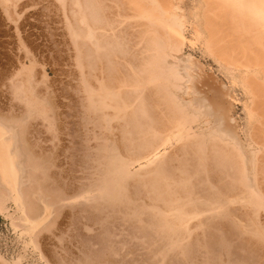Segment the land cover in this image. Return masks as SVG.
<instances>
[{
  "label": "bare ground",
  "instance_id": "6f19581e",
  "mask_svg": "<svg viewBox=\"0 0 264 264\" xmlns=\"http://www.w3.org/2000/svg\"><path fill=\"white\" fill-rule=\"evenodd\" d=\"M56 1L68 58L0 0V264H264V0Z\"/></svg>",
  "mask_w": 264,
  "mask_h": 264
},
{
  "label": "rangeland",
  "instance_id": "374dc122",
  "mask_svg": "<svg viewBox=\"0 0 264 264\" xmlns=\"http://www.w3.org/2000/svg\"><path fill=\"white\" fill-rule=\"evenodd\" d=\"M28 1V2H27ZM18 4H20V2H22V3H26V5H28L27 6V8L26 9H28L29 7V10H32L34 13H35V18H36V20H35V25H36V27H35V30H34V36H35V40L37 41V42H39L40 43V45H42L43 43V45H47L46 47L44 46V48H47L48 47V52L47 53H51V54H53V52H54V55H56V53H59V54H57V55H59L60 57H63V58H68L69 57V54H70V50H67L66 48V46L64 47L63 46V48H65V50L64 49H62V51H63V53H64V55H61L62 54V52H60L59 51V48H60V46H61V44L63 43V44H70L71 43V39L69 38V35H68V33H67V31H65L66 29H64L65 27L63 26V24H62V22H61V9H60V4H58V2L56 1V0H18ZM58 16V17H57ZM58 22H60V23H58ZM62 25V26H61ZM62 27H64V28H62ZM62 28V29H61ZM59 29H61V31L62 32H60V30ZM65 32V33H64ZM61 33V34H60ZM62 33H64V34H62ZM60 35H61V37H60ZM70 39V40H69ZM194 40V38H193V34H192V32H190V30H189V32H187V34H186V41H185V43H184V45L182 46V54L183 55H186V54H190V55H192L194 58H196V59H198L204 66H205V68L207 69V70H209L213 75H216L218 78H220V79H222L224 82H226L227 83V79L226 78H224V76H222L221 75V72L219 71V69L217 68L218 66L217 65H215L216 63L211 59V57H209V56H207L204 52H203V50L200 48L201 46H197L198 44H195V43H193V42H195V41H193ZM54 41H56L54 44L58 47V49L56 48V47H53L52 49H51V47L54 45L52 42H54ZM47 42V43H46ZM66 42V43H65ZM60 43V44H59ZM50 44H52L51 46H50ZM59 44V45H58ZM68 44V45H69ZM54 45V46H55ZM67 45V46H68ZM43 47V46H42ZM49 48H50V50H49ZM55 48V49H54ZM54 49V50H53ZM193 49V50H192ZM56 50H58V51H56ZM201 51V52H200ZM186 52V53H185ZM197 53V54H196ZM203 54V55H202ZM200 55V56H199ZM206 56V57H205ZM209 65H210V67H209ZM218 69V70H217ZM217 70V71H216ZM217 72V73H216ZM67 79V83H70L71 85L74 83L75 84V82H72V81H75V80H73L72 78H66ZM65 79V80H66ZM68 79L70 80L69 82H68ZM225 79V80H224ZM64 82H66V81H64ZM65 84L67 87H69V89H70V87L71 86H69V84ZM73 86L74 85H72V87H71V89L73 90ZM68 89V88H67ZM66 89V90H67ZM70 89V90H71ZM70 90H68V91H70ZM67 91V92H68ZM238 92H239V90H237ZM71 92V91H70ZM69 92V93H70ZM70 94H73V91L70 93ZM239 95H240V92H239ZM240 116L239 117V120L241 119V117H243V114H242V110H241V104L240 103H238L237 104V114H236V116ZM242 122V120H240V123ZM134 169H136V167L134 168ZM115 227H118L116 224H115ZM117 229L118 228H116V230L115 231H117ZM132 231H133V229H132ZM69 231H67L65 234H67ZM119 231H117V233H115V234H117V235H120V233H118ZM70 233V232H69ZM113 233V234H114ZM132 234V233H131ZM134 234V233H133ZM132 234V235H133ZM131 235V236H132ZM65 236H67V235H65ZM65 236H64V234H63V239L64 240H66L65 239ZM97 236H100V234L99 235H97ZM101 236H103L102 234H101ZM100 236V237H101ZM106 236V235H105ZM105 236H104V238H105ZM111 237H112V235H110ZM116 236V235H115ZM69 238L67 239V240H69L70 239V234H69V236H68ZM119 237V236H118ZM87 238V237H86ZM96 239H98L99 240V242H100V239H99V237H97ZM96 239L94 240V241H90L88 238L87 239H85V240H87L88 242H87V244L88 245H90L91 243H93L94 244V242H95V244H94V246L95 247H97V249H99L100 250V247H99V244L101 245V243H98V244H96V242L98 241H96ZM112 239H114V238H112ZM116 240L118 239L117 238V236H116V238H115ZM138 239V238H137ZM136 238H132V239H130V243L132 244V245H130L131 247H134L135 249H137V250H135L134 251V253L136 254V251H138L139 249H142L139 245H141V244H138L140 241L139 240H137ZM63 240V241H64ZM66 240V241H67ZM116 240H114V242L116 241ZM119 240V239H118ZM134 240V241H133ZM137 240V241H136ZM136 241V242H135ZM139 241V242H138ZM90 242V243H89ZM117 242V241H116ZM135 245H134V244ZM141 243V242H140ZM92 244V245H93ZM87 245V246H88ZM137 245V246H136ZM144 245V244H143ZM136 246V247H135ZM139 246V247H138ZM23 248V238L20 236V231H19V229H17V228H14L12 225H11V223H10V221H9V218L8 217H6V216H4V215H0V255L2 256V257H4V258H10V257H13V256H15V255H17L18 253H20L21 252V249ZM88 248H92V246H89ZM87 249V248H86ZM93 249H96V248H93ZM92 249V250H93ZM143 249H145V248H143ZM143 249L141 250V251H139V253L141 252V255L143 254V252L145 251H143ZM71 250H73V249H71ZM92 250H90V251H92ZM134 250V249H133ZM88 251V250H87ZM61 252H63L62 254H64V251H61ZM74 253V254H73ZM77 253V255L79 254H81L80 255V258H81V256L83 257L84 256V254H86V251L85 252H80V253H78L77 252V250H75V252L74 251H72V253H69L68 254V252H67V255H64V257L66 258V260L68 259L69 261L70 260H72V259H74L75 258V254ZM90 253H92V252H90ZM89 252L85 255V258L88 256V254H90ZM60 255H61V253H59ZM74 255L73 257L71 256V255ZM104 254V253H103ZM72 258V259H69V256ZM77 255H76V258L77 259H79L78 257H77ZM129 255V254H128ZM137 256H135V257H138L139 255H138V253L136 254ZM63 256V255H62ZM90 256H92L91 254H90ZM89 256V257H90ZM103 256H105V254L103 255ZM132 255L130 254V257H131ZM134 256V255H133ZM68 257V258H67ZM102 257V256H101ZM109 256H106L105 258H108ZM129 257V258H130ZM85 258H82V259H85ZM103 258V257H102ZM101 258V259H102ZM104 258V259H105ZM114 258V257H113ZM34 258L31 256V254H29L28 255V257L27 258H25V260H24V263L26 262V263H28V264H30V263H33L35 260H33ZM76 259V260H77ZM127 259H128V256H127ZM75 260V261H76ZM80 260V259H79ZM79 260L77 261V262H79ZM74 261V260H73ZM74 261V262H75ZM82 261H84V260H81V262ZM86 261V260H85ZM71 262V264H74V262H72V261H70ZM69 262V263H70ZM76 262V263H77ZM81 264V263H80Z\"/></svg>",
  "mask_w": 264,
  "mask_h": 264
}]
</instances>
